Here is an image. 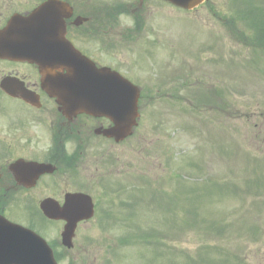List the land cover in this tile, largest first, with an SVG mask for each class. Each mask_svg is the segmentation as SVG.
<instances>
[{
  "label": "rangeland",
  "instance_id": "rangeland-1",
  "mask_svg": "<svg viewBox=\"0 0 264 264\" xmlns=\"http://www.w3.org/2000/svg\"><path fill=\"white\" fill-rule=\"evenodd\" d=\"M256 1L218 0L221 14L214 18L209 7L184 12L148 0L133 22L140 25L139 36L127 27L129 18L121 17L122 35L113 37L115 49L105 54L110 59L104 62L140 83L142 94L137 128L130 140L115 146V171L124 176L127 169H137L158 184L164 171L182 175L198 170L212 179V188H203L197 197L194 183L186 194L172 181L170 191L152 187L146 200L138 202L145 208L125 220L132 234L105 224L103 212L78 227L69 250L59 245L61 225L43 222L38 212L34 216L23 209L28 205L14 204L9 217L41 233L59 264H264V50L251 43L253 25L239 12L245 2L264 18L258 13L263 0ZM159 76L165 82L172 79L174 88L155 84ZM200 100L211 102L206 104L210 107ZM184 107L199 109L200 116L180 112ZM219 141L223 152L218 151ZM83 186L97 192L87 180ZM133 200L125 207L133 206ZM161 201L168 212H162ZM154 232L161 234L152 239ZM171 233L175 236L167 244ZM122 239L133 240L134 246L122 245ZM173 250L176 256L170 254Z\"/></svg>",
  "mask_w": 264,
  "mask_h": 264
},
{
  "label": "flooded vegetation",
  "instance_id": "flooded-vegetation-1",
  "mask_svg": "<svg viewBox=\"0 0 264 264\" xmlns=\"http://www.w3.org/2000/svg\"><path fill=\"white\" fill-rule=\"evenodd\" d=\"M147 2L0 0V31L9 18L27 17L39 9L45 18L61 19L65 38L82 55L97 65H108L104 58H110L105 54L115 49L113 37L122 35L121 17L129 18L127 27L134 29L133 22ZM44 30L37 38L39 46L52 41L49 27ZM111 126L104 117L62 114L54 98L44 90L38 66L0 52V214L15 221L8 211H13L16 203L41 214L42 200L52 199L61 206L65 195L86 194L93 202L92 220L105 212L103 222H118L119 216L116 218L113 211L119 215L121 210L128 212L131 208L125 204L132 199L135 169H127L124 176L115 171L119 158V147L115 146L128 140L135 130L116 140L103 134ZM110 150L116 155L108 153ZM84 180L97 192L91 194L83 186ZM102 207H109V211H102ZM91 219L80 221L77 226L86 225ZM47 221L65 224L61 219Z\"/></svg>",
  "mask_w": 264,
  "mask_h": 264
},
{
  "label": "water",
  "instance_id": "water-1",
  "mask_svg": "<svg viewBox=\"0 0 264 264\" xmlns=\"http://www.w3.org/2000/svg\"><path fill=\"white\" fill-rule=\"evenodd\" d=\"M185 9H191L203 0H167ZM57 19H45L41 11L29 17H13L0 32V52L4 56L28 59L36 62L42 73L46 90L69 114L87 113L107 116L115 123L117 134L123 137L135 124L139 90L128 80L109 68H97L89 59L82 57L66 40L55 33L57 40L49 48L38 47V31L46 26H57ZM37 27L43 30L36 31ZM50 58L56 60L50 62ZM65 70L54 74V70ZM115 132V133H116ZM82 201L81 198L75 197ZM75 203V204H74ZM66 203L60 214L68 219L62 232V242L71 246L78 215L82 206L77 202ZM89 214L87 213L86 216ZM0 264H56L46 242L32 231L12 224L0 217Z\"/></svg>",
  "mask_w": 264,
  "mask_h": 264
},
{
  "label": "trees",
  "instance_id": "trees-1",
  "mask_svg": "<svg viewBox=\"0 0 264 264\" xmlns=\"http://www.w3.org/2000/svg\"><path fill=\"white\" fill-rule=\"evenodd\" d=\"M222 250V249H221ZM222 252V251H221Z\"/></svg>",
  "mask_w": 264,
  "mask_h": 264
}]
</instances>
